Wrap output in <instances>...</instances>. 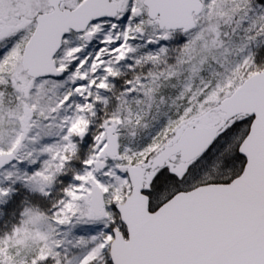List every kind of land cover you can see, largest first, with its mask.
Masks as SVG:
<instances>
[{
	"label": "snow or ice",
	"instance_id": "6c2138e0",
	"mask_svg": "<svg viewBox=\"0 0 264 264\" xmlns=\"http://www.w3.org/2000/svg\"><path fill=\"white\" fill-rule=\"evenodd\" d=\"M0 264H264V0H0Z\"/></svg>",
	"mask_w": 264,
	"mask_h": 264
}]
</instances>
